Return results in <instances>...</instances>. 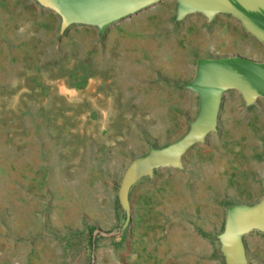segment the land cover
I'll return each instance as SVG.
<instances>
[{
    "label": "rangeland",
    "instance_id": "374dc122",
    "mask_svg": "<svg viewBox=\"0 0 264 264\" xmlns=\"http://www.w3.org/2000/svg\"><path fill=\"white\" fill-rule=\"evenodd\" d=\"M60 28L34 0H0V264H231L226 221L212 223L210 239L177 232L175 169L142 177L124 204L129 164L184 134L149 133L162 120L133 117L143 104L98 102L93 47L103 35ZM229 121L221 115L207 156L225 154ZM195 147L183 162L199 171ZM246 236V264H264V232Z\"/></svg>",
    "mask_w": 264,
    "mask_h": 264
},
{
    "label": "crops",
    "instance_id": "0c3cea01",
    "mask_svg": "<svg viewBox=\"0 0 264 264\" xmlns=\"http://www.w3.org/2000/svg\"><path fill=\"white\" fill-rule=\"evenodd\" d=\"M98 32L104 39L93 47L98 102L143 104L132 108L138 113L133 117L162 120L149 128L152 134L188 133L183 129L200 109L199 95L188 87L199 60L240 55L264 61L263 43L239 19L226 13L210 19L200 12L180 18L177 0H164ZM231 91L235 101L226 93L220 112L230 120L220 129L228 144L225 154L207 156V146L199 143L194 150L203 159L199 171L185 162L173 168V221L177 232H190L194 239H210L212 223L225 222L230 207L253 205L264 196V99L251 107L240 92Z\"/></svg>",
    "mask_w": 264,
    "mask_h": 264
},
{
    "label": "water",
    "instance_id": "95a60500",
    "mask_svg": "<svg viewBox=\"0 0 264 264\" xmlns=\"http://www.w3.org/2000/svg\"><path fill=\"white\" fill-rule=\"evenodd\" d=\"M43 9L61 18V34L73 25L97 27L102 33L118 21L164 0H34ZM179 17L200 12L212 19L220 13L239 19L245 29L264 45V0H177ZM189 89L200 97L197 118L179 140L163 148L151 149L127 167L120 196L129 208L128 194L142 177L155 169L182 168L183 157L218 130L225 95L236 90L247 104L264 99V61L240 55L198 61L195 79ZM264 179V175H263ZM254 230L264 232V196L256 204H239L228 209L225 231L220 236L223 251L231 264H246L245 236Z\"/></svg>",
    "mask_w": 264,
    "mask_h": 264
}]
</instances>
